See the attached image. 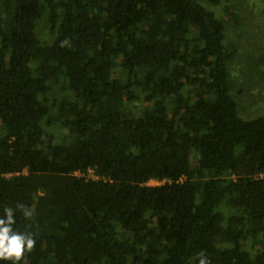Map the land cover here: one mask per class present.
<instances>
[{
    "label": "trees",
    "instance_id": "16d2710c",
    "mask_svg": "<svg viewBox=\"0 0 264 264\" xmlns=\"http://www.w3.org/2000/svg\"><path fill=\"white\" fill-rule=\"evenodd\" d=\"M232 1L0 0V218L35 241L15 264H264Z\"/></svg>",
    "mask_w": 264,
    "mask_h": 264
},
{
    "label": "rangeland",
    "instance_id": "374dc122",
    "mask_svg": "<svg viewBox=\"0 0 264 264\" xmlns=\"http://www.w3.org/2000/svg\"><path fill=\"white\" fill-rule=\"evenodd\" d=\"M232 3L240 8L241 17L245 19L243 27L246 23L249 24V21L251 22L248 29V26H246V29L241 30L242 27L239 26L241 31H239L236 41L243 47L239 51L241 55H244L243 63L240 66L241 72H237L239 83L237 82L232 89L238 101V113L245 118L252 119L264 114V75L260 74L258 76L262 79L256 78L254 72L257 71H254L255 69L252 66V62L259 59L262 53L264 54V0H233ZM249 55L253 57L250 65L244 62L250 60ZM259 80H261V85H259ZM242 83L245 87L248 84L252 86L254 84V86H250V88H246L243 92L237 94L236 90H239V87L242 88ZM149 183L160 184L161 182L151 180Z\"/></svg>",
    "mask_w": 264,
    "mask_h": 264
},
{
    "label": "clouds",
    "instance_id": "9594fccd",
    "mask_svg": "<svg viewBox=\"0 0 264 264\" xmlns=\"http://www.w3.org/2000/svg\"><path fill=\"white\" fill-rule=\"evenodd\" d=\"M5 212V217L0 218V258L13 259L15 264L24 254L25 248L28 250L33 248L35 241L29 235L14 231L12 229L13 211L8 208L5 209ZM24 215L30 216L31 212L25 210ZM200 264H206L205 259L201 258Z\"/></svg>",
    "mask_w": 264,
    "mask_h": 264
},
{
    "label": "built area",
    "instance_id": "2783aa9c",
    "mask_svg": "<svg viewBox=\"0 0 264 264\" xmlns=\"http://www.w3.org/2000/svg\"><path fill=\"white\" fill-rule=\"evenodd\" d=\"M262 176H264V174H262Z\"/></svg>",
    "mask_w": 264,
    "mask_h": 264
}]
</instances>
